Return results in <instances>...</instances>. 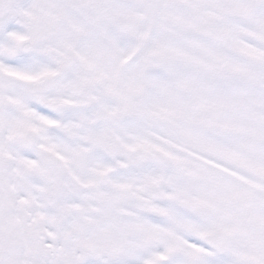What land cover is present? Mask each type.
<instances>
[{"label":"snow or ice","instance_id":"6c2138e0","mask_svg":"<svg viewBox=\"0 0 264 264\" xmlns=\"http://www.w3.org/2000/svg\"><path fill=\"white\" fill-rule=\"evenodd\" d=\"M0 264H264V0H0Z\"/></svg>","mask_w":264,"mask_h":264}]
</instances>
